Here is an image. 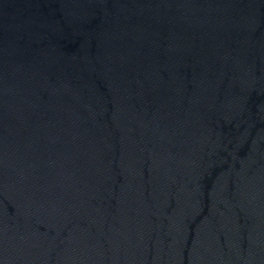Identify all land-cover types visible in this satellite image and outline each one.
<instances>
[{
  "label": "water",
  "instance_id": "95a60500",
  "mask_svg": "<svg viewBox=\"0 0 264 264\" xmlns=\"http://www.w3.org/2000/svg\"><path fill=\"white\" fill-rule=\"evenodd\" d=\"M0 264H264V0H0Z\"/></svg>",
  "mask_w": 264,
  "mask_h": 264
}]
</instances>
